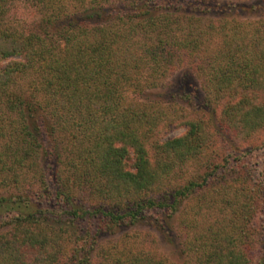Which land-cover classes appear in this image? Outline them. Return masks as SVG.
Masks as SVG:
<instances>
[{"label":"trees","instance_id":"trees-1","mask_svg":"<svg viewBox=\"0 0 264 264\" xmlns=\"http://www.w3.org/2000/svg\"><path fill=\"white\" fill-rule=\"evenodd\" d=\"M78 1L71 10L72 0H0V264H165L139 249H96L103 231L149 217L172 232L176 214V246L193 264H264V162L245 159L256 145L179 174L218 134L264 132V14L228 19L262 5L217 0L216 24L198 11L213 0H131L126 12ZM23 5L37 8L31 29L17 25ZM186 57L204 109L145 101ZM176 127L183 133L166 136ZM46 156L57 162L52 184L34 167Z\"/></svg>","mask_w":264,"mask_h":264},{"label":"rangeland","instance_id":"rangeland-1","mask_svg":"<svg viewBox=\"0 0 264 264\" xmlns=\"http://www.w3.org/2000/svg\"><path fill=\"white\" fill-rule=\"evenodd\" d=\"M70 1V0H69ZM74 2L69 3V8L73 10L76 7L83 8L81 3L78 0H72ZM131 0H110L109 2H103L104 6H108L111 2L112 8L114 9H122L124 12L128 11V3ZM217 0L210 1V5L207 6V10L204 13V9H198V11H203L202 13L205 15V17H201L205 20H213L218 24L217 21L221 20L219 14V10L217 8L216 4ZM225 1V0H222ZM82 2V1H81ZM98 2V0H97ZM239 3H244L245 5H262V7H259L256 11L250 12V9H245L243 7H238L237 10H234L232 13L233 15L228 16L229 18L236 17L240 19L250 18L254 19L258 16L264 14V0H239ZM96 3V0H85L83 2V5H94ZM124 7V8H123ZM192 5L188 2H185L183 10L187 12H193L189 9H192ZM193 10V9H192ZM37 8L33 6H20L16 10V15L19 18V22L17 23L18 26L25 29H31L34 27L36 21L39 18V15L37 14ZM195 13V11H194ZM209 18V19H207ZM214 45V43H213ZM212 46V44H211ZM184 63L182 66L178 67L176 70H174L172 73H169L160 83V85L157 88L151 89L147 94V98L145 97V101L148 100V102H152L155 104H163L164 106H175V107H185L186 109L190 110L191 112H197L201 108H203L202 103L204 102V90H203V82L201 81L200 77L195 75L191 69L189 68V58L186 57V59H183ZM23 83V82H22ZM25 85H22L21 88H24ZM189 92L192 93L194 96V102L190 105L187 104L185 101L181 100L180 97H178L179 93H185ZM135 95V96H134ZM130 97L134 96V99L141 98L139 100L144 101L142 99V96H136V94L130 93ZM204 109V108H203ZM201 109V110H203ZM200 110V111H201ZM209 111V110H206ZM208 113V112H207ZM210 115V114H209ZM184 128L183 127H176L171 129L166 136L172 137L177 136L183 133ZM261 140H264V132L262 131L261 134L255 136L251 140H238L236 137L231 136L230 134L223 133L221 135L216 136L215 144L212 145V147L208 150V153L204 158H201L198 162H190L183 168V171H181L179 174L183 175L191 174V173H199L204 171L206 168V165L209 162H217L218 157L225 155L227 152L232 154L239 155L241 152H245L250 147H254L256 145V150H253L251 154L245 157V159H248V164L259 166V164H262L264 162V145L261 144ZM48 143L47 140L45 144ZM51 147V145L49 144ZM261 148H260V147ZM48 147V146H47ZM237 147V150L235 149ZM260 149H257V148ZM225 152V153H224ZM43 157L38 159L36 162V165L34 166L37 170L40 166L45 170L47 174V180L48 183L52 184L53 180V172L56 169V160L54 158H51V156ZM41 162V163H40ZM132 163V160H129L127 162V166L129 167ZM131 167V166H130ZM253 167V166H252ZM34 169V170H35ZM32 172V171H31ZM29 173L28 178L30 179V185H33V188L35 189L37 186V181L33 176V172ZM28 184H24L26 186ZM24 188V187H23ZM11 190V191H8ZM12 191L15 190V187L11 186L10 188H3L1 193L4 195H8ZM26 193V190H25ZM173 218L166 223V226H169L172 230V232H166L164 229L160 230V225L162 223H159L161 220L159 217L155 219V217H149L146 222H138L131 226H116L113 228L112 231L105 230L102 232L99 245L97 246V251L100 250V247H105L106 249L112 250L111 246H117L120 249L123 250H142V251H148L150 254L161 258L165 264H193V258L188 256L187 254L182 255L180 253L179 247H177V241L179 240L183 242V238L181 236L182 232L179 228V217L176 215L172 216ZM88 219V218H87ZM87 219L84 220V222H81L79 225V228H81V231L86 230V223ZM160 220V221H159ZM91 222V220H90ZM165 223V222H164ZM90 229V228H89ZM175 235V237H174ZM169 238L172 240L175 239V243L172 244L168 240Z\"/></svg>","mask_w":264,"mask_h":264}]
</instances>
